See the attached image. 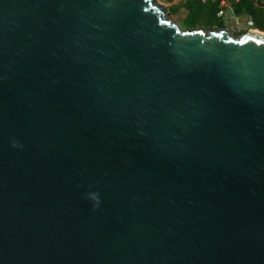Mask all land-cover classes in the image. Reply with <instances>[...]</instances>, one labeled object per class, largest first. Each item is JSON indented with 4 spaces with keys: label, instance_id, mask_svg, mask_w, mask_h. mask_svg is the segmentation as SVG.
Returning a JSON list of instances; mask_svg holds the SVG:
<instances>
[{
    "label": "water",
    "instance_id": "obj_1",
    "mask_svg": "<svg viewBox=\"0 0 264 264\" xmlns=\"http://www.w3.org/2000/svg\"><path fill=\"white\" fill-rule=\"evenodd\" d=\"M0 264H264V36L0 0Z\"/></svg>",
    "mask_w": 264,
    "mask_h": 264
},
{
    "label": "rangeland",
    "instance_id": "obj_2",
    "mask_svg": "<svg viewBox=\"0 0 264 264\" xmlns=\"http://www.w3.org/2000/svg\"><path fill=\"white\" fill-rule=\"evenodd\" d=\"M161 2H163L167 8H168V16L170 18H172L174 21H176L177 23H179L181 25L182 28H185V18H187V14L189 12V6L188 5H184V4H179L177 2V0L175 1L176 3H174V1L172 2H167L166 0H159ZM199 2H195L193 3L192 7H191V14H196L195 18L196 19V26L197 28H203L204 30H208L211 28H218L220 26L226 27L228 28L233 34L235 35H239L242 34L244 32H247L248 29L243 28L241 30H239L236 25L228 20V18L224 17V18H217L216 16H214L213 18H208V13H207V8L209 7V4H200ZM175 5L176 7H178V11L176 13H169V9L171 8V6ZM200 6H202L200 9ZM199 8L201 11L199 12L197 9ZM238 14V13H237ZM239 15L242 16V26H246V22H245V15H243L242 13H239ZM256 26V25H255ZM255 28V27H254ZM186 29V28H185ZM242 32V33H241ZM249 32V31H248Z\"/></svg>",
    "mask_w": 264,
    "mask_h": 264
},
{
    "label": "trees",
    "instance_id": "obj_3",
    "mask_svg": "<svg viewBox=\"0 0 264 264\" xmlns=\"http://www.w3.org/2000/svg\"><path fill=\"white\" fill-rule=\"evenodd\" d=\"M167 2H171L172 0H166ZM199 2L200 4H209V7L207 8L208 18H213L217 10V6L214 3H201L200 1H191L186 3L185 5L189 6V12L187 18H185V28L186 29H197L196 26V14H191V7L193 3ZM199 4V5H200ZM202 6H200V9ZM199 9V8H197ZM198 10L199 12L201 10ZM178 11V7L175 5L171 6L169 9V13H176ZM236 12L245 14L249 17H251L254 20L255 30H261L264 32V0H242L241 3L237 6ZM223 27V26H220ZM242 33V32H241Z\"/></svg>",
    "mask_w": 264,
    "mask_h": 264
},
{
    "label": "built area",
    "instance_id": "obj_4",
    "mask_svg": "<svg viewBox=\"0 0 264 264\" xmlns=\"http://www.w3.org/2000/svg\"><path fill=\"white\" fill-rule=\"evenodd\" d=\"M174 3H176V0H172ZM171 1V2H172ZM191 1H200L201 3H214L217 6L216 10V17L217 18H228V20L232 21L236 27L241 30L243 28H246L248 30L255 27L254 20L245 15V22L246 26H242V16L237 14L236 8L241 3L242 0H177L179 4H186Z\"/></svg>",
    "mask_w": 264,
    "mask_h": 264
},
{
    "label": "bare ground",
    "instance_id": "obj_5",
    "mask_svg": "<svg viewBox=\"0 0 264 264\" xmlns=\"http://www.w3.org/2000/svg\"><path fill=\"white\" fill-rule=\"evenodd\" d=\"M249 32H252V33H256V34H259V35H262L264 36V32L261 31V30H255V28H252L250 30H248Z\"/></svg>",
    "mask_w": 264,
    "mask_h": 264
},
{
    "label": "clouds",
    "instance_id": "obj_6",
    "mask_svg": "<svg viewBox=\"0 0 264 264\" xmlns=\"http://www.w3.org/2000/svg\"><path fill=\"white\" fill-rule=\"evenodd\" d=\"M13 146H15V144H13Z\"/></svg>",
    "mask_w": 264,
    "mask_h": 264
}]
</instances>
